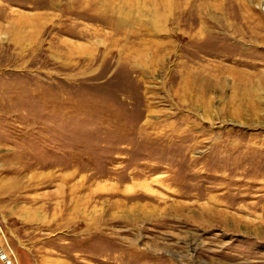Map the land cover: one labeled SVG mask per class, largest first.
Wrapping results in <instances>:
<instances>
[{
    "label": "rangeland",
    "instance_id": "374dc122",
    "mask_svg": "<svg viewBox=\"0 0 264 264\" xmlns=\"http://www.w3.org/2000/svg\"><path fill=\"white\" fill-rule=\"evenodd\" d=\"M264 264V0H0V264Z\"/></svg>",
    "mask_w": 264,
    "mask_h": 264
},
{
    "label": "built area",
    "instance_id": "2783aa9c",
    "mask_svg": "<svg viewBox=\"0 0 264 264\" xmlns=\"http://www.w3.org/2000/svg\"><path fill=\"white\" fill-rule=\"evenodd\" d=\"M1 260H4V261L7 260V256H4V255L1 256ZM6 263L7 264H14V261L7 260Z\"/></svg>",
    "mask_w": 264,
    "mask_h": 264
}]
</instances>
